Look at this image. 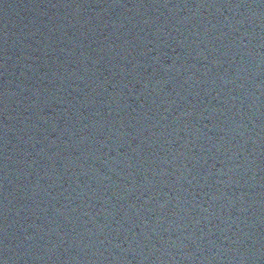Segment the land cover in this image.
Returning a JSON list of instances; mask_svg holds the SVG:
<instances>
[{
    "label": "water",
    "instance_id": "water-1",
    "mask_svg": "<svg viewBox=\"0 0 264 264\" xmlns=\"http://www.w3.org/2000/svg\"><path fill=\"white\" fill-rule=\"evenodd\" d=\"M0 264H264V0H0Z\"/></svg>",
    "mask_w": 264,
    "mask_h": 264
}]
</instances>
